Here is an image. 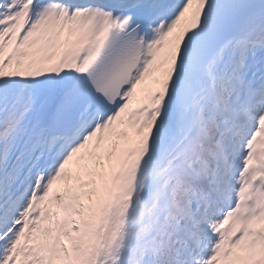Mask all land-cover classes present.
Instances as JSON below:
<instances>
[{"label": "snow or ice", "instance_id": "6c2138e0", "mask_svg": "<svg viewBox=\"0 0 264 264\" xmlns=\"http://www.w3.org/2000/svg\"><path fill=\"white\" fill-rule=\"evenodd\" d=\"M0 264H264V0H0Z\"/></svg>", "mask_w": 264, "mask_h": 264}]
</instances>
